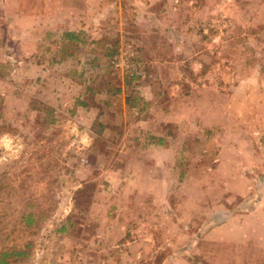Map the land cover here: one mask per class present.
Masks as SVG:
<instances>
[{
  "label": "rangeland",
  "instance_id": "rangeland-1",
  "mask_svg": "<svg viewBox=\"0 0 264 264\" xmlns=\"http://www.w3.org/2000/svg\"><path fill=\"white\" fill-rule=\"evenodd\" d=\"M34 4L0 0L3 263L264 264V0H49L36 48Z\"/></svg>",
  "mask_w": 264,
  "mask_h": 264
},
{
  "label": "crops",
  "instance_id": "crops-1",
  "mask_svg": "<svg viewBox=\"0 0 264 264\" xmlns=\"http://www.w3.org/2000/svg\"><path fill=\"white\" fill-rule=\"evenodd\" d=\"M31 1L33 3H35L34 5L36 6V8L34 7L33 10L29 9L25 13L20 12L19 15H21L22 19H28L30 28L26 32H27V34H29V37L31 36V38H30L31 46L33 48H36V47H38L37 44H38V40H39L38 38L40 35H45L46 37H51V35H52L51 32H53L52 31L53 25L49 22H50V19L53 17V15L51 14L52 11H50V10L48 11V9L47 10L45 9L44 11L42 10V6H41L42 3L48 4L49 0H31ZM51 2H52V0H51ZM6 16H13V14H9ZM48 23L50 24V26H52V27H50V29L48 28ZM62 23H63V20H62ZM62 25H64V24H62ZM30 30H32L31 34H30ZM80 34L81 33H79V32L74 33V32L66 31L62 34V39L66 40V41H75L79 38ZM67 35L72 36V39L68 40L66 38ZM74 37H76V39ZM11 39H12V41H11L12 44H15L17 42V39H15L14 36ZM31 62H33V59L30 60V63ZM41 62H42V60L37 59L33 62V64L34 65H40ZM25 63H27V62H25ZM125 102H126V100H125ZM145 129H148V127H145Z\"/></svg>",
  "mask_w": 264,
  "mask_h": 264
},
{
  "label": "trees",
  "instance_id": "trees-1",
  "mask_svg": "<svg viewBox=\"0 0 264 264\" xmlns=\"http://www.w3.org/2000/svg\"><path fill=\"white\" fill-rule=\"evenodd\" d=\"M66 38H67L68 40H69V39L71 40V39H72V36L67 35ZM74 38L76 39V37H74ZM75 41H78V39L75 40ZM0 264H4L3 261H2L1 259H0Z\"/></svg>",
  "mask_w": 264,
  "mask_h": 264
}]
</instances>
